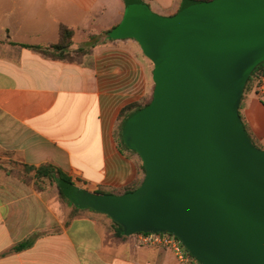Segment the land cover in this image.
Wrapping results in <instances>:
<instances>
[{
    "label": "crops",
    "instance_id": "1",
    "mask_svg": "<svg viewBox=\"0 0 264 264\" xmlns=\"http://www.w3.org/2000/svg\"><path fill=\"white\" fill-rule=\"evenodd\" d=\"M145 2L168 17L183 0ZM125 13V0H0V264H181L171 248L120 236L106 215L74 209L55 188L40 192L25 178L26 167L53 165L116 195L138 179L139 161L122 152L115 132L121 112L151 93L154 65L139 43L109 42L82 63L24 47L57 43L66 25L79 48L78 34L110 31ZM244 118L264 147V77Z\"/></svg>",
    "mask_w": 264,
    "mask_h": 264
},
{
    "label": "water",
    "instance_id": "2",
    "mask_svg": "<svg viewBox=\"0 0 264 264\" xmlns=\"http://www.w3.org/2000/svg\"><path fill=\"white\" fill-rule=\"evenodd\" d=\"M111 35L154 65L153 100L123 129L146 177L124 195L63 182L65 197L128 237L173 235L200 264H264V151L239 113L264 62V0L194 1L168 17L128 0Z\"/></svg>",
    "mask_w": 264,
    "mask_h": 264
},
{
    "label": "trees",
    "instance_id": "3",
    "mask_svg": "<svg viewBox=\"0 0 264 264\" xmlns=\"http://www.w3.org/2000/svg\"><path fill=\"white\" fill-rule=\"evenodd\" d=\"M127 1L128 0H125V2H127ZM142 1L144 3H146L145 0H142ZM194 1L212 2L215 0H183V3H182L180 10L183 7H185V5L189 4L190 2H194ZM147 5L149 6V4H147ZM114 29H112L110 31H106V32L99 34V35H90L89 36L90 42L87 44V46L80 47V48H74L75 30L73 28L66 26V25H61V27H60V38H59V41L57 43L51 44L48 46L24 45V47L29 48V49L35 51L36 53L40 54L41 56L48 58V59H51V60H54V61H63V62H68V63H82L83 60L87 56L93 55L94 50L98 46H103V45L108 44L109 42L116 41L115 39H113V37L111 35L112 31ZM263 77H264V62H262L260 65H258L254 69V71L252 72L251 76L249 77V79L246 83V86H245L244 94H243L242 101L240 104V109H239L241 119L244 123L246 131L248 132V134H249V136L253 142V145L255 146V148H257L258 150H261V151H264V147L259 143V141H257L254 138L253 134L251 133L250 129L248 128V126L245 122V118H244V109H245V104H246V101L248 99V96L253 93L256 86L260 83V81ZM154 89H155V87H154ZM154 89L150 93V95H148L147 97H145L141 101L133 103L131 105H128L120 114L119 123H118V131L115 132V137H116V139L120 145L122 152H124V153L130 152L132 154H137V153L129 150V148L124 143V139H123L124 125H125L126 121L132 115H134L138 111L146 108L152 102L153 96H154ZM140 160H141V158H140ZM26 168L27 169H26L25 178L28 180V182H33L35 184L36 188L40 192H46V191H49V190L54 189L56 187L58 190L57 193H58L59 197L64 202L68 203L74 209L81 210V208L76 207L71 201H69L65 197L63 191L61 190V184L63 182H68V183L72 182V179L68 175H66L61 169H59L58 167H55L53 165H43L39 168H37V167H26ZM138 170H139L138 179L126 189V192L124 194L138 190L141 187V185L143 184L145 177H146V170H145V167H144L142 160L138 164ZM99 192H102V191H99ZM102 193H108V192H102ZM88 210H91V209H88ZM91 211H93V210H91ZM93 212H95V211H93ZM95 213H97V212H95ZM113 223H114V226H115L118 234L120 236H124L125 235L124 229L120 225L115 223L114 221H113ZM137 235H139V234H137ZM31 245H32V242H26L24 244L19 245L17 250L27 249Z\"/></svg>",
    "mask_w": 264,
    "mask_h": 264
},
{
    "label": "built area",
    "instance_id": "4",
    "mask_svg": "<svg viewBox=\"0 0 264 264\" xmlns=\"http://www.w3.org/2000/svg\"><path fill=\"white\" fill-rule=\"evenodd\" d=\"M139 242L143 245H164L171 248L181 264H200L181 244L170 234H139Z\"/></svg>",
    "mask_w": 264,
    "mask_h": 264
},
{
    "label": "rangeland",
    "instance_id": "5",
    "mask_svg": "<svg viewBox=\"0 0 264 264\" xmlns=\"http://www.w3.org/2000/svg\"><path fill=\"white\" fill-rule=\"evenodd\" d=\"M106 32V31H105ZM75 42H76V45L80 48V47H84V46H87V44L90 42V40H89V37L88 38H86V37H82L81 38V35L80 34H78V36L75 38ZM153 69V68H152ZM150 77V89H151V92L153 91V89H154V87H155V84H154V81H152L151 80V76H149ZM116 131H118V126L116 127ZM128 153H130V152H128ZM132 154V153H131ZM133 155V157L136 159V160H138L139 162L141 161L140 160V157H139V155H137V154H132ZM78 185H80V186H82V187H84V188H88V187H86V186H84L82 183H80V182H78ZM89 189V188H88ZM55 190L56 191H58L57 190V188L55 187Z\"/></svg>",
    "mask_w": 264,
    "mask_h": 264
}]
</instances>
